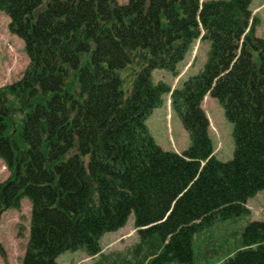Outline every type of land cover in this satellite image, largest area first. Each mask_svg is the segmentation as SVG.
<instances>
[{
    "label": "trees",
    "instance_id": "1",
    "mask_svg": "<svg viewBox=\"0 0 264 264\" xmlns=\"http://www.w3.org/2000/svg\"><path fill=\"white\" fill-rule=\"evenodd\" d=\"M251 4L0 0L30 59L0 88V158L10 171L0 216L32 203L22 264L101 254V238L133 213L140 241L122 264H197L195 240L210 255L223 221L250 216L247 201L264 190V38ZM199 39L211 48L198 74L176 88L152 81L155 69L178 75ZM129 64L139 71L126 96L120 70ZM166 95L191 142L180 154L146 124ZM207 95L234 127L227 162L214 153ZM17 111L22 127L10 134ZM240 239L222 264H264V220L249 221Z\"/></svg>",
    "mask_w": 264,
    "mask_h": 264
},
{
    "label": "rangeland",
    "instance_id": "2",
    "mask_svg": "<svg viewBox=\"0 0 264 264\" xmlns=\"http://www.w3.org/2000/svg\"><path fill=\"white\" fill-rule=\"evenodd\" d=\"M127 1L118 0L120 4ZM262 7L264 4L260 8H255L258 9L255 12L252 8L251 10L254 16L259 18V25L256 29L257 35L264 38V8L262 9ZM9 23V15L0 11V88L20 80L30 65V59L24 50V41L10 31ZM210 48L211 43L209 41L199 39L187 54L186 59L179 63L178 71L180 73L178 75L175 76L166 69H155L152 72V81L155 83L166 81L173 88L182 86L189 76L198 74L205 67ZM138 71L139 68L134 64H129L125 69L120 70L122 89L126 96L132 91L133 80ZM202 104L209 118V136L213 142L215 156L221 161H230L235 153L234 127L225 115L224 107L217 98L207 95ZM22 116L23 114L17 111L10 134L16 129H21L22 122L20 119ZM146 124L157 143L165 150L172 148L179 150L190 146L189 134L184 129L181 118L171 106V95L164 97L162 104L155 108L147 118ZM9 174L7 164L0 158V181H5ZM247 202L250 216L223 221L222 230L216 231L217 238L214 240L217 242L208 244L211 251L210 255L201 251L204 242L200 238L198 241L195 240L194 252L197 256V264H222L229 251L234 250L240 243L242 231L246 224L251 220H264V190L258 192ZM31 208V201L28 198H23L20 209L10 208L1 213L0 264H22L29 241ZM135 221L133 213L119 230L105 233L101 238L103 249L101 254L89 256L81 250L66 251L58 256L57 261L59 264H122L126 255L131 257L129 250L133 253L137 248L136 244L140 241ZM239 227L242 230L238 233ZM227 241H229L228 244Z\"/></svg>",
    "mask_w": 264,
    "mask_h": 264
},
{
    "label": "crops",
    "instance_id": "3",
    "mask_svg": "<svg viewBox=\"0 0 264 264\" xmlns=\"http://www.w3.org/2000/svg\"><path fill=\"white\" fill-rule=\"evenodd\" d=\"M262 2H260L259 0H253L252 2V10L255 12L256 10H258V9H255V8H257V7H259L260 8V6L261 5H263L264 4V0H261ZM264 7H262V9H263ZM258 34V31H256V35ZM258 36V35H257ZM259 37V36H258ZM207 97V96H206ZM187 149V147H183V148H180L179 150H175L174 148H172V149H170V150H172V151H175V152H177L178 154H180V153H182L184 150H186ZM168 150V149H167ZM166 150V151H167Z\"/></svg>",
    "mask_w": 264,
    "mask_h": 264
}]
</instances>
